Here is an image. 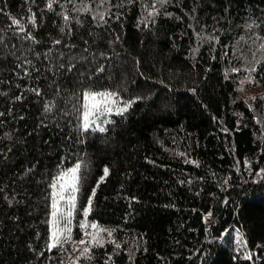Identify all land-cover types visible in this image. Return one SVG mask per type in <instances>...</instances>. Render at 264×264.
I'll use <instances>...</instances> for the list:
<instances>
[{
  "label": "trees",
  "instance_id": "trees-1",
  "mask_svg": "<svg viewBox=\"0 0 264 264\" xmlns=\"http://www.w3.org/2000/svg\"><path fill=\"white\" fill-rule=\"evenodd\" d=\"M0 264H264V0H0Z\"/></svg>",
  "mask_w": 264,
  "mask_h": 264
},
{
  "label": "rangeland",
  "instance_id": "rangeland-1",
  "mask_svg": "<svg viewBox=\"0 0 264 264\" xmlns=\"http://www.w3.org/2000/svg\"><path fill=\"white\" fill-rule=\"evenodd\" d=\"M98 94H104L105 96H107L109 93H98ZM114 95V94H113ZM113 95H110V97L106 100H101L99 98V96L97 97V101L95 103H98L100 105V108L97 110L95 108H92L90 110V114L88 115L87 119H91V120H95L96 121V117H98L100 114H102L103 111H113L114 107L116 108L117 112H121L122 110H124L126 108L125 105H121V102L115 97H113ZM115 96V95H114ZM93 102L90 101H86V104H91ZM121 105V106H120ZM119 106V107H118ZM120 107H124V109L120 108ZM77 166L74 165L72 167H70L68 170L64 171L63 173H61L58 176V182H57V186H56V190H55V203L57 206V216L55 221L52 218V222H51V228H52V232L55 230L57 231L59 237H61L62 235L66 236V237H71L72 236V224H71V220H72V215H73V206L72 204L69 203L68 201V197H69V191H68V185L73 183V181L71 180L70 177H65V179L63 181L60 180L61 176H64L65 173L70 172L73 168H76ZM62 183L64 184V190L61 191V188L59 186V184ZM75 186H76V191L74 193L75 195V200L73 203H75L76 199H77V191L79 189V168L77 169L76 172V179L74 181ZM63 196L64 199H60V196ZM71 211V216H67V213ZM84 214V213H83ZM82 223H87V220L85 217H82L78 223V225L81 226ZM84 228V227H83ZM93 229L91 227H86L83 230V233L79 232L77 233V238L76 240H74V242L72 243L73 247H75V254L74 257H76L77 255H80L82 252L81 248L84 246V244L87 241V238H89V236L92 234ZM62 233V234H61ZM80 235V237H78ZM236 239L237 242L239 244H241V238L239 234H236ZM83 240L85 241L84 244H81L80 241ZM53 242V241H52Z\"/></svg>",
  "mask_w": 264,
  "mask_h": 264
},
{
  "label": "snow or ice",
  "instance_id": "snow-or-ice-1",
  "mask_svg": "<svg viewBox=\"0 0 264 264\" xmlns=\"http://www.w3.org/2000/svg\"><path fill=\"white\" fill-rule=\"evenodd\" d=\"M49 7H51V4H49ZM153 7H155V5H153ZM148 14H149V15H153L152 12H149ZM64 19L67 20L68 17L65 16ZM13 24L19 25V21H18V20H14V21H13ZM21 30H23V29H21ZM29 38H31V37H29ZM37 94H39L38 91H37ZM110 95H111V94H108L107 96H105L104 94L91 93V92H90V93H86V94L84 95V99H85V101L93 102V103H91V104H86V105H85V108H86L85 117H84V119H85V128H87V126H88V125H87V118H88V115L90 114V110H91L92 108H95V109H97V110L100 108V105H99L98 103H95V102L97 101V97L99 96V98H100L101 100H106V99H108V98L110 97ZM109 111H110V109H109ZM78 168H79V166L77 165L76 168H73L70 172H67V173L64 174V176H61V177H60V180H61V181H63V180L65 179V177H70L71 180L73 181V183H71V184L68 185V191H69L68 201H69L70 204H72L73 207H74V203H73V202H74V200H75V195H74V193H75V191H76V186H75L74 181H75V179H76V172H77V169H78ZM105 174H107V170H105ZM58 183H59V182H58ZM59 186H60V188H61V191H63V190H64V184L60 183ZM54 187H55V185H54ZM59 198H60V199H64V197H63L62 195H61ZM54 201H55V198H54ZM89 203H90V201H89ZM53 209H54V211H53V213H52V216H53V220L55 221L56 216H57V211H58L55 202L53 203ZM87 214H88V210L85 209V211H84V215H85V217L87 216ZM67 216H71V211H69V212L67 213ZM88 226H89V225H88L87 223H82V224H81V227H84V228H86V227H88ZM90 227H91L92 229H96V228H97V225H96V224H91ZM61 234H62V233H61ZM110 234H111V233H109V235H110ZM93 239H94V237H93ZM52 241H53V242L49 245L50 248L53 247V246H55L57 243L60 242V237H59L57 231H55V230L52 232ZM80 243H81V244H84L85 241L81 240ZM84 251L87 252L88 249L85 248Z\"/></svg>",
  "mask_w": 264,
  "mask_h": 264
}]
</instances>
